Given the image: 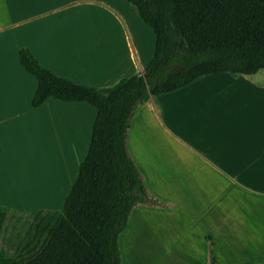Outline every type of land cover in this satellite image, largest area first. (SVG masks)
<instances>
[{
  "label": "crops",
  "instance_id": "1",
  "mask_svg": "<svg viewBox=\"0 0 264 264\" xmlns=\"http://www.w3.org/2000/svg\"><path fill=\"white\" fill-rule=\"evenodd\" d=\"M151 31L153 29L143 21L139 22L129 4L125 9L122 8L121 0H0V133L13 132L22 142V150H14L13 155H24L31 164V151L36 148L40 152L43 146L56 166L63 164L56 162V157L63 154V147L69 145L71 155L73 151L79 153L86 145V157L92 136L90 129H93L97 113L96 108L89 103L64 102L55 98L34 108L32 100L38 80L20 61L22 47H28L55 74L105 89L114 87L125 77L144 71L155 49L156 35ZM215 78L203 83L213 85L224 82L231 87L248 84H240V80L234 77L215 76L210 79ZM199 79L177 91L168 92L173 94L164 100L151 96L138 106L135 121L147 115L158 119L164 112L167 114V111L173 110L175 103H180V127L192 131L194 142L191 143L188 140L190 136L186 135H180V139L196 160L208 166L214 177L219 174L222 180H233L237 174L232 166L264 165V148L253 143L233 146L231 142L232 134L237 132L236 126L241 125L243 119L253 118L259 124L263 123V118L257 116L255 111L219 109L211 104L200 107L198 96L192 90L194 86H190ZM252 81V85L261 84ZM170 114L173 115V112ZM135 124L131 122L129 129V152L139 164L141 158L135 150L133 137ZM73 126H76L74 139L69 133ZM82 130L85 132L84 137ZM251 132L262 133L261 138L264 137L262 127ZM85 157L78 160V170L72 181L56 174V171L52 176L42 177L38 166V175L32 178L33 190L27 188L8 194L0 193V206L18 212L51 210V203L62 195L57 194L58 189L67 190L69 194ZM6 160L10 168L11 161L8 158ZM159 198L166 201L168 208L143 207L134 211L129 221V229L136 226L138 233L145 234L142 240L151 250L159 244L169 248L178 246L184 237L182 230L189 227L188 221L192 224L201 220L207 222L200 235L205 247L209 243L207 235H211L214 242L218 241L217 230L222 229V226L211 221L209 210L203 214L194 208L183 212L180 198L170 200L161 193ZM214 201L217 202L216 199ZM179 213L181 225L179 221L166 219L164 222L157 219ZM158 230L169 235L156 239L153 235ZM216 256L221 264L227 261L218 254ZM208 260V255H204L202 264H208Z\"/></svg>",
  "mask_w": 264,
  "mask_h": 264
},
{
  "label": "trees",
  "instance_id": "2",
  "mask_svg": "<svg viewBox=\"0 0 264 264\" xmlns=\"http://www.w3.org/2000/svg\"><path fill=\"white\" fill-rule=\"evenodd\" d=\"M127 1L153 29L155 49L143 72L114 87L59 76L28 47L20 49L23 67L38 80L34 108L55 98L89 103L97 113L87 155L63 207L31 212L34 231L24 254L0 250V264H122L120 236L134 210L140 204L164 205L148 193L129 152L128 132L138 106L204 76H252L264 69V0ZM10 211L0 206V237Z\"/></svg>",
  "mask_w": 264,
  "mask_h": 264
},
{
  "label": "rangeland",
  "instance_id": "3",
  "mask_svg": "<svg viewBox=\"0 0 264 264\" xmlns=\"http://www.w3.org/2000/svg\"><path fill=\"white\" fill-rule=\"evenodd\" d=\"M121 2L123 9L129 4L127 0H121ZM136 16L139 22H142L137 14ZM215 76L234 77L240 80V84L243 82L248 84L231 87L224 82V84H208L210 86L203 83L216 80V78L210 79ZM252 80L261 84L252 85ZM190 86H194L192 90L198 96L197 101L200 102V107L211 104L219 109L228 108L251 113L255 111L257 116L263 118V123L256 124L253 118L243 119L241 125L236 126L237 132L232 134L231 142L233 146L253 143L264 148L262 133L251 132L261 127L264 129V69L252 76L230 72L204 76ZM172 94L166 93L154 97L164 100ZM171 112L173 115L170 114ZM74 115L77 116V114ZM135 120L134 116L132 118V122L136 123L133 133L134 146L137 155L141 158L137 164L146 180L148 193L156 197H159L161 193L170 200L180 198L183 201V212L194 208L203 214L209 210L211 221H216L222 229L217 228V242H214L211 235L206 236L209 243L205 247L200 235L207 222L203 220L195 222L193 227L192 222L188 221L187 226L192 227L182 230L184 237L181 238L178 246L169 248L159 244L151 250L150 246L142 240L145 234L138 233L136 226L129 229L128 224L120 236L122 264H202L206 254L209 257L208 264H221L217 254L222 259H227L224 264H264V165L232 166L234 173L237 174V179L233 180H222L219 174L214 177L208 166L196 160L190 149L184 146L180 139V135L182 137L186 135L190 136V139L188 137L186 139L191 143L194 142L192 131L190 132L189 128L180 127V103H175L173 110L167 111V114L164 112L158 119L147 115L137 122ZM69 133L74 139L76 126H73ZM84 133L82 130L83 137ZM128 134L130 137V130ZM20 143L22 142L18 140L15 133H0V193L8 194L14 190H27V188L33 190L32 178L37 177L38 166H40L39 173L42 177L52 176L56 171V174L72 181L78 170V160L85 157L88 147L85 145L79 153L75 154L73 151L71 155L69 154L70 146L63 147V154L56 157V162L63 164L54 166V161L52 162L43 146L40 152L36 148L31 151V164L24 155L14 156V150L21 151L23 148ZM7 158L11 161L10 168L6 164ZM23 159L27 160L23 161ZM10 171L14 175H11ZM57 194L62 195L51 203V210H60L63 207L68 191L58 189ZM215 199L217 202L214 201ZM163 202V207L158 208H168L166 201ZM143 207L157 206L140 204L134 211ZM19 214L21 216L10 211L6 228L0 237V250L5 251L9 256L24 254V245L34 231L33 214L31 212ZM157 219L180 223V213L171 217H157ZM168 235L158 230L153 236L156 239H163ZM211 251L214 252L216 261H213Z\"/></svg>",
  "mask_w": 264,
  "mask_h": 264
}]
</instances>
